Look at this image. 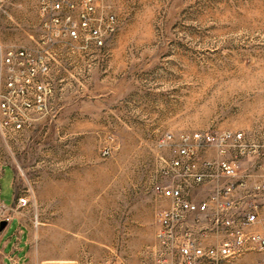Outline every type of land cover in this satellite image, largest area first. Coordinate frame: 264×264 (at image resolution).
<instances>
[{
    "label": "rangeland",
    "instance_id": "1",
    "mask_svg": "<svg viewBox=\"0 0 264 264\" xmlns=\"http://www.w3.org/2000/svg\"><path fill=\"white\" fill-rule=\"evenodd\" d=\"M41 2L0 0V46L36 45ZM97 4L117 17L104 46L61 43L51 61L65 80L54 83L48 112L21 131L0 124V161L14 171L12 215L26 224L16 231L23 264H161L154 211L166 201L150 182L168 154L165 135L264 131V0ZM17 15L23 30L1 29ZM252 162L249 187L264 171V161ZM10 177L2 186L12 203ZM19 196L27 204L17 205ZM2 220L0 211V264H10L4 246L14 228ZM219 264H260V253Z\"/></svg>",
    "mask_w": 264,
    "mask_h": 264
},
{
    "label": "built area",
    "instance_id": "2",
    "mask_svg": "<svg viewBox=\"0 0 264 264\" xmlns=\"http://www.w3.org/2000/svg\"><path fill=\"white\" fill-rule=\"evenodd\" d=\"M36 45L0 46V124L21 131L48 112L56 81H64L51 52L68 47L101 49L117 29L115 13L97 0H42ZM150 182L166 204L155 208L153 253L161 264H219L249 250L264 264V131L196 129L169 132ZM28 197L19 196L17 205ZM12 205V204H10ZM0 199L6 221L12 209Z\"/></svg>",
    "mask_w": 264,
    "mask_h": 264
},
{
    "label": "crops",
    "instance_id": "3",
    "mask_svg": "<svg viewBox=\"0 0 264 264\" xmlns=\"http://www.w3.org/2000/svg\"><path fill=\"white\" fill-rule=\"evenodd\" d=\"M8 16H10V15L8 13H6V17L3 18L1 16V20L2 21L5 20L8 23ZM16 19L19 20V22H16V24H14L12 27H6L4 25H1V29L6 30V31L11 30L14 33L20 32L21 30L24 29V27H23L24 22L22 21L23 17H21V15H17ZM9 172H11V173H9ZM10 175H11V177H10V180H8V181H10L9 186L11 185V189H12V193H11L12 203L7 202L6 196L4 195V188L2 186V181L4 179H7L8 176H10ZM14 197H15L14 171H13L11 166L4 164L3 162L0 161V199L2 201H4L6 204L10 205V204H13ZM24 227H26V224L23 221H21L20 217H17L16 215H14L13 219L8 224V230L10 228H14L13 232L10 234L11 238L7 241L6 245L4 246V250L6 251V254H7L6 257L9 259L10 264H23L21 259H22V252L25 248V246L23 245V242L25 240H23V238H22L23 235L19 236L20 232H16V231H18L19 228H21V230L24 231ZM14 233H16L15 236H14ZM15 241H17V244H18L17 247L14 245ZM10 244H11V246L8 248V246Z\"/></svg>",
    "mask_w": 264,
    "mask_h": 264
},
{
    "label": "water",
    "instance_id": "4",
    "mask_svg": "<svg viewBox=\"0 0 264 264\" xmlns=\"http://www.w3.org/2000/svg\"><path fill=\"white\" fill-rule=\"evenodd\" d=\"M6 224H7V221H6V220H2V221H1V227H2V228H3Z\"/></svg>",
    "mask_w": 264,
    "mask_h": 264
},
{
    "label": "bare ground",
    "instance_id": "5",
    "mask_svg": "<svg viewBox=\"0 0 264 264\" xmlns=\"http://www.w3.org/2000/svg\"><path fill=\"white\" fill-rule=\"evenodd\" d=\"M76 217V216H75ZM74 219V218H73ZM77 221V220H76Z\"/></svg>",
    "mask_w": 264,
    "mask_h": 264
}]
</instances>
